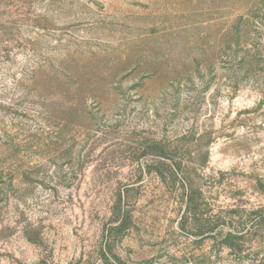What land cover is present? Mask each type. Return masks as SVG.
I'll return each mask as SVG.
<instances>
[{
	"label": "rangeland",
	"instance_id": "374dc122",
	"mask_svg": "<svg viewBox=\"0 0 264 264\" xmlns=\"http://www.w3.org/2000/svg\"><path fill=\"white\" fill-rule=\"evenodd\" d=\"M0 264H264V0H0Z\"/></svg>",
	"mask_w": 264,
	"mask_h": 264
}]
</instances>
